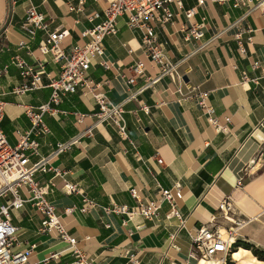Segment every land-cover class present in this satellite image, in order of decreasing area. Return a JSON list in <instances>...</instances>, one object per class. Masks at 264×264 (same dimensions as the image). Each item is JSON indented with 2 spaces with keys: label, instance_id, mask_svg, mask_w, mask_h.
Here are the masks:
<instances>
[{
  "label": "crops",
  "instance_id": "crops-1",
  "mask_svg": "<svg viewBox=\"0 0 264 264\" xmlns=\"http://www.w3.org/2000/svg\"><path fill=\"white\" fill-rule=\"evenodd\" d=\"M31 3L47 15L50 31H69L62 43L66 54L86 41L81 32L95 25L88 17L106 7L105 0H0V69L9 66L0 74V125L12 145L17 143V131L31 127L26 108L50 100V81L59 76L64 63L52 53L41 52L40 41L48 37L45 30H38L32 39L24 31ZM72 6L82 10H71ZM192 8V18L181 12L164 27L155 24L158 42L178 64L184 89L199 86L210 93L208 101L224 130L208 123L197 101L180 100L175 92L178 82L170 76L139 91L145 76L155 74L156 69L141 48L140 32L128 28L125 16L119 18L117 35L104 39L103 59L113 66H102L96 59L90 75L114 103L135 93L123 106L128 137H122L111 124L98 123L95 113L99 105L80 91L63 95L58 105L53 104L58 112L45 115L51 132L39 139L41 153L47 155L58 142L78 137L79 142L52 164L66 171V178L97 206L80 211L82 194H67L58 177L53 179L57 187L47 198L62 214L65 208L75 207L70 215L63 214V222L77 238V246L98 264H133L131 254L140 264H199L190 233L204 225L228 233L237 219L247 222L235 243L247 242L264 251V146L257 137H264V129L254 132L264 122V14L260 10L246 13V8L234 7L233 1L206 0L199 5L197 0H183L184 11ZM192 25L202 28L201 38H186L182 28ZM246 26L253 29L252 41H248L250 34L244 33L240 47L235 35ZM17 55L42 74L41 87L24 95L13 93L14 87L25 81L21 70L11 64ZM137 60L145 63V76L129 83ZM143 106L149 107V112ZM78 113L85 117L80 120ZM89 129L93 135L86 133ZM53 176L52 172L42 173L37 181L48 183ZM241 177L242 186H236ZM176 183L182 186L178 205L183 225L177 219H166L167 202L153 220L142 215L128 219L125 214L104 210L113 204L135 207L140 200L160 202L161 188L172 189ZM132 188L138 190L140 200L132 196ZM225 196H231L236 205L230 219L218 210ZM11 216L19 228L16 248L37 245L31 261L42 262L52 253H59V258L42 264L74 260L70 246L55 232H40L41 214L32 203L12 209ZM240 249L249 252L244 260L255 257L264 264L243 246L233 245L231 254ZM231 262L238 264L234 258Z\"/></svg>",
  "mask_w": 264,
  "mask_h": 264
},
{
  "label": "built area",
  "instance_id": "built-area-1",
  "mask_svg": "<svg viewBox=\"0 0 264 264\" xmlns=\"http://www.w3.org/2000/svg\"><path fill=\"white\" fill-rule=\"evenodd\" d=\"M98 1V0H97ZM199 5H203L206 0H197ZM214 2L227 3L233 1L234 7L246 8V13L260 10L264 14V0H211ZM106 7L102 12L91 14L88 19L95 22L92 28L84 29L81 32L86 41L83 44L75 45L69 53H65L62 48L63 41L69 36L68 30L59 28L53 31L49 30V23L46 20L47 15L40 12L34 4H30L26 11V19L23 29L32 39L35 38L38 30H45L48 37L40 41V50L43 54L52 53L55 60H64L61 72L57 78L50 81L52 89L50 100L41 104L37 108L28 107L25 113L31 121V127L26 131H17L18 140L15 145L10 144L0 125V264H42L51 258H59V253H52L51 256L42 262L31 261V256L36 244L32 243L26 248H16L18 244L19 228L12 222L11 210L21 209L26 203H32L41 214L40 232L52 233L66 242L74 254V260L65 264H98L94 259H89L82 249L77 246L78 240L73 237L63 222V214L70 215L75 207H67L63 214L57 207L48 200L47 195L57 187L53 181L58 177L62 181L63 189L67 194L79 192L82 194V204L80 211L88 212L96 207L94 199L78 189L77 184L72 183L66 178L67 172L58 166H54L52 161L61 153L69 150L79 142L75 137L67 142H58L52 151L44 155L40 151V138L51 132L49 125L45 120V115H55L58 110L54 105L61 102L63 95L80 91L83 96H91L99 105V110L95 113L98 123H108L115 127L117 132L124 138L128 137L127 122L124 116V103L135 97L131 93L128 98L121 103H114L103 91L100 90V84L90 75V68L96 59H100V64L107 68L113 66L112 63L103 59L105 55L104 39L106 36L117 35L119 31V18L126 17V25L133 32L141 34V48L156 69V73L145 76L146 65L142 60H137L131 67L132 75L129 76V83H135L136 78L145 76V84L139 89L140 92L151 88L163 77L170 76L173 82H178L175 92L180 96V100H194L200 105L207 116L208 123L218 130H224L225 127L219 124L215 108L208 99L210 93L202 90L199 86H190L184 89L182 84L184 76L178 69V64L173 62L165 53L163 46L158 42L156 25L164 27L177 14L184 12L187 18H192L195 14V8L183 10V0H105ZM81 3H83L81 1ZM82 10L74 6L71 10ZM188 40L192 38H201L204 35L202 28L195 26H185L182 28ZM253 29L250 26L242 27L235 35L240 47L243 46L244 33L250 34L248 41H252ZM130 47L129 52L133 53ZM11 64L21 70L25 81L16 85L13 93L24 95L35 89L40 88L42 74L20 56H15ZM9 66L0 69V74L6 71ZM147 112L149 107L143 106ZM80 120L85 114L78 113ZM229 121L230 119L227 118ZM264 129V122L255 128L254 132ZM93 135V130L87 132ZM264 146V138L261 140ZM160 162L162 160H159ZM54 174L52 180L48 183H41L35 179L37 173ZM243 178H239L236 186H242ZM132 196L139 199V192L136 188L131 189ZM183 198L182 186L176 183L174 188H161V199L157 201H139L135 207L126 204H113L105 207L106 212L125 214L128 219L135 215L153 220L158 218L163 202L170 204V209L166 214V219H177L181 225L184 224L183 215L180 212L178 201ZM235 201L231 196H225L218 204V210L226 218H231L235 213ZM264 212V209H263ZM216 219H211L213 223ZM246 220H235L234 225L228 227V239L221 235V229H210L204 225L191 232V238L194 245V253L199 264L205 262L217 261L218 264H227V256L231 252L238 231L246 224ZM133 264H140L139 259L131 254Z\"/></svg>",
  "mask_w": 264,
  "mask_h": 264
},
{
  "label": "rangeland",
  "instance_id": "rangeland-1",
  "mask_svg": "<svg viewBox=\"0 0 264 264\" xmlns=\"http://www.w3.org/2000/svg\"><path fill=\"white\" fill-rule=\"evenodd\" d=\"M41 174L42 173H37L36 174V176H35V179L36 180H38V179H40V177H41ZM3 199H1L0 201H2ZM225 235V234H224ZM232 250H233V247L231 248V252H232ZM237 251H239V250H237ZM231 252L229 253V255L227 256V264H229L228 263V261L230 260V261H232L233 260V258H234V260H236L237 262H238V264H256V263H258V262H260V261H258L255 257H252V260H250V261H246V260H244L243 258H244V256H246L247 254H249V252H246V251H242L241 252V255H240V257H238V260H237V258H235L232 254H231ZM236 251H234L233 253H235ZM232 256H233V258H232ZM261 263V262H260ZM262 264V263H261Z\"/></svg>",
  "mask_w": 264,
  "mask_h": 264
},
{
  "label": "trees",
  "instance_id": "trees-1",
  "mask_svg": "<svg viewBox=\"0 0 264 264\" xmlns=\"http://www.w3.org/2000/svg\"><path fill=\"white\" fill-rule=\"evenodd\" d=\"M237 246H243V247H245L247 249H251L252 252L254 253V255L256 257H258L260 260H264V251L263 250H260V249H257L252 244H249L247 242H240V241H238V242H236L234 244V247H237ZM228 263L231 264L232 262L229 260Z\"/></svg>",
  "mask_w": 264,
  "mask_h": 264
},
{
  "label": "bare ground",
  "instance_id": "bare-ground-1",
  "mask_svg": "<svg viewBox=\"0 0 264 264\" xmlns=\"http://www.w3.org/2000/svg\"><path fill=\"white\" fill-rule=\"evenodd\" d=\"M257 137L260 138L261 140L264 138V137H260L259 134H257ZM224 234H225V235H224ZM221 235H222V237H223L224 239H228V241H229L228 233H226V230L223 229V228L221 229ZM242 251H244V250H243V249H240L239 251H236V252L234 253L233 256H234L235 258H237V260H238V257H240ZM205 264H218V263H217V261H211V262H205ZM256 264H261V263L258 262V263H256Z\"/></svg>",
  "mask_w": 264,
  "mask_h": 264
}]
</instances>
